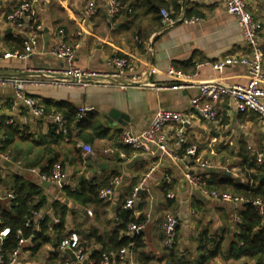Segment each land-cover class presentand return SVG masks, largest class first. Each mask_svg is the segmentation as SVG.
I'll return each mask as SVG.
<instances>
[{"label":"crops","instance_id":"1","mask_svg":"<svg viewBox=\"0 0 264 264\" xmlns=\"http://www.w3.org/2000/svg\"><path fill=\"white\" fill-rule=\"evenodd\" d=\"M17 1L0 0L1 75L38 78L41 69H62L65 63L46 53L61 35L70 45L79 43L75 50L76 66L103 72L108 68L107 59L125 56L133 64L139 81L124 86L97 83L28 85L26 93L40 105L64 102L78 108H94L83 123L92 117L98 120L104 136L97 138L92 130H87L89 135L84 140L79 137L80 130L75 129L71 141L64 140L58 145L49 144L54 132L52 121L33 115L24 105H14L11 84L1 83L0 206L9 205L7 189L19 176L41 188V196L46 200L41 215H54L56 203L57 207L59 204L66 208L65 231L79 240L82 234L94 232L108 241L119 222L117 215L128 209L136 220L144 219L140 232L145 253L155 264H163L172 252L163 247L161 225L165 213L174 211L178 214L179 224L173 254L184 257L189 264H198L200 234L209 237L211 248L219 243L223 248L227 247L234 228L232 206L235 205L202 194L185 180L184 174L200 175L204 185L220 179L245 185L248 179L252 182L254 175L256 182H264V168L256 163L257 153L264 154V121L255 113L239 112L228 98H222L217 104L218 116L214 121L200 118L190 106V98L196 93L195 85L200 82H245L243 65L229 64L222 72L211 67L212 63L227 57L249 55L235 17L220 3L128 0L134 5L133 11L128 14L122 10L112 17L106 7L107 0H31L41 30L34 53L27 59H20L11 55L4 57L5 53L23 52L22 40L16 37L15 28L5 19ZM245 1L260 25L264 67V0ZM89 3L94 5V12L83 21V11ZM151 5H160L177 21L162 27L156 19L159 14L149 8ZM182 17H198L200 21L184 23L179 20ZM170 67L193 76L185 82L187 87L169 88L174 82L167 74ZM157 109L179 111L188 118L189 123L182 128L184 143L178 142V127L173 125L163 129L168 153L159 151L155 145L149 152H141L119 143L118 135L122 129L141 132ZM111 110L125 114L126 124L121 125L108 117ZM47 145L55 150L56 163L65 174L60 183L43 180L40 176L43 174L41 166L51 156L45 151ZM191 145L196 146L194 155L185 152ZM85 147H89L90 152H86ZM250 165L258 169L254 170ZM30 168L37 171L31 172ZM115 178H118L117 182H113ZM84 183L111 187V198L94 205L66 196L65 188L79 189ZM139 185L135 204L130 209L125 208L123 203ZM167 192L173 193L174 198H167ZM49 235L55 234L49 232ZM92 247L99 248L95 243ZM72 256L70 249L55 248L51 242L33 250L26 240L14 264H62ZM217 259L203 264H222Z\"/></svg>","mask_w":264,"mask_h":264},{"label":"built area","instance_id":"2","mask_svg":"<svg viewBox=\"0 0 264 264\" xmlns=\"http://www.w3.org/2000/svg\"><path fill=\"white\" fill-rule=\"evenodd\" d=\"M189 1L192 3H220L224 10L235 17L237 24L240 26L243 39L249 49V55L244 57H227L211 64L212 69L222 72L229 64L243 65L246 69V80L243 83H222L217 81L200 82L196 87V93L190 98V106L197 116L202 119L214 121L218 116L217 104L222 98L230 99L239 112H252L258 115L264 121V67L262 66V34L259 23L253 18L248 10L245 0H180ZM108 13L113 17L120 8V3L117 0H107L106 4ZM94 12V5H89L83 11V21L87 20ZM160 24L162 27H168L174 24L177 20L170 16L169 12L162 8L160 9ZM8 21L16 30V37L22 40L23 52L21 53H5L4 57L14 56L20 59H27L34 53V45L37 41V36L40 33L41 26L38 23L35 11L31 0H18L15 7L5 15ZM184 23L198 22V17H182ZM79 47V43L70 45L66 43L63 37L58 36L56 41L46 51V53L60 59L65 63L60 70L41 69L39 77H22L8 76L0 74V84L9 83L13 88V104L24 105L28 107L30 112L39 117H42L43 108L34 97L26 93V87L30 84H46L52 86L64 85H85L88 83H97L104 86H124L129 82L139 81V76L134 73V67L131 61L125 56H112L106 61L107 70L103 72H94L84 70L74 63L75 50ZM168 76L174 80L169 88L187 87L185 82L190 81L193 76L183 73L173 67H170L167 72ZM91 106H83L78 108L77 118H83L85 113L93 111ZM48 119L57 127H62L64 121L59 114L49 115ZM189 123L188 118L179 111L171 109H157L151 118L149 125L141 132H134L128 128L122 129L118 135V141L122 145H127L134 150L141 152H149L152 145H155L161 152L168 153L167 137L163 129L168 125L178 127L176 134L179 143H184L182 128ZM63 131L66 130L63 128ZM86 152H90L89 147H85ZM185 152L189 155L196 153V146H188ZM0 155H3L0 152ZM6 157V156H5ZM256 163L264 168V154L257 153ZM204 166H212L208 163H202ZM31 172L37 171L35 168H30ZM43 180L60 183L65 174L59 163H54L49 175L40 174ZM185 180L192 186L199 189L202 194L211 198H218L223 201L232 202L235 206H241L244 200L241 197L232 196L229 193H219L214 190L207 189L202 177L194 172H186ZM115 178L113 182H117ZM141 186H135L130 192L128 198L123 203L125 208H131L135 204L137 195ZM112 196L111 187H103L98 191V197L102 201H107ZM167 198L173 199L174 195L171 192L166 193ZM8 197H13L8 194ZM257 207L259 213L264 212V201L257 198L252 201ZM91 214V211H88ZM35 216H38L35 213ZM234 222L239 221V216H233ZM178 214L174 211L166 212L161 225L162 229V244L168 251L175 249L177 245V227ZM143 223L130 224L129 231L131 233H139L143 228ZM9 233V228L4 227L0 230V239L6 237ZM25 239L19 240V247L15 249L10 256L8 264H14L17 260L22 243ZM61 249H70L73 256L62 264H93V260L88 259L86 253L82 252V247L79 245V238L76 235L66 236L60 243ZM120 261H109L107 258L99 262V264H135L132 253L127 248H122L119 255ZM1 260V258H0ZM123 261L125 263H123ZM2 262V261H1ZM168 264V263H164Z\"/></svg>","mask_w":264,"mask_h":264},{"label":"trees","instance_id":"3","mask_svg":"<svg viewBox=\"0 0 264 264\" xmlns=\"http://www.w3.org/2000/svg\"><path fill=\"white\" fill-rule=\"evenodd\" d=\"M117 1L120 3V8L114 16H117L119 11L122 10L128 14L133 11L134 5L132 2L128 0ZM149 8L155 14L160 13V5H151ZM156 19L160 24V14ZM19 42H17V45ZM42 108V117L55 114L61 115L64 121L63 128L66 130L64 132L62 127L60 128L53 124L54 132L49 144L58 145L64 140L71 141L75 129L80 130L79 137L84 140H87L89 135L87 130H92L97 138L105 134L99 121L93 117L89 122L83 123V119L90 112L85 113L83 118L78 119V107L71 104L56 102L53 104H42ZM2 150L0 149V152H3ZM45 151L51 156L46 164L41 166L40 172L49 175L53 164L57 161V154L54 149L48 148V145L45 147ZM249 167L254 170L258 169L252 165ZM256 178L257 176L254 175V181L252 180L251 182L248 179L249 181L245 185L236 184L229 179H220L204 185L209 190L229 193L232 196L241 197L248 201H244L240 206V211L237 214L239 221L234 222L232 237L227 247L223 248L221 243H219L214 248H211L209 237L203 234L198 235V264L217 258L223 260L222 264H264V212L262 214L259 213L257 207L252 203L257 198L264 201V182H256ZM101 188L103 187L92 183H84V185H80L79 189L68 190L65 188L64 190L66 196L83 204L97 205L103 202L98 197V191ZM41 193L42 190L38 185L26 182L19 176L14 178L11 187L7 189V196L12 194L13 197H7L9 199L7 207L0 206V230L4 227L9 228L8 235L0 241L2 264H8L13 251L19 247L20 239L28 240L29 247L33 248V250H38L48 242H51L55 248L59 247L63 238L68 236L64 222L66 208L59 206V204L57 207L56 203L54 205L56 207L54 215H41V210L46 206V200L41 196ZM35 213L38 216H35ZM96 215L97 213L94 214V216ZM117 218L119 222L111 232L108 241H104L100 235L94 232L82 234L79 240V245L83 248L82 252L86 253L88 259L93 260V264H99L105 258L109 261H120V250L127 248L132 253L135 264H155L152 257L144 251L142 233H131L129 231L130 224L142 223L144 219L138 218L136 220L128 209H123L117 215ZM49 232L54 233L55 237L50 236ZM92 243L97 244L99 248L92 247ZM174 250L169 251L172 253L166 257L164 263L189 264L184 257L173 254ZM123 263L125 262L123 261Z\"/></svg>","mask_w":264,"mask_h":264},{"label":"water","instance_id":"4","mask_svg":"<svg viewBox=\"0 0 264 264\" xmlns=\"http://www.w3.org/2000/svg\"><path fill=\"white\" fill-rule=\"evenodd\" d=\"M129 84H135V83H129ZM108 117L114 119L115 122L120 123L121 125L126 124V122H125V120H127L126 115L119 112V111L111 110L108 113Z\"/></svg>","mask_w":264,"mask_h":264},{"label":"rangeland","instance_id":"5","mask_svg":"<svg viewBox=\"0 0 264 264\" xmlns=\"http://www.w3.org/2000/svg\"><path fill=\"white\" fill-rule=\"evenodd\" d=\"M233 208H232V212H233V215H235V214H238V212L240 211V208L241 207H237V206H232ZM176 247H177V245H176ZM216 261H219V262H221V263H223V260L221 259V258H218ZM216 261H214V262H216Z\"/></svg>","mask_w":264,"mask_h":264}]
</instances>
